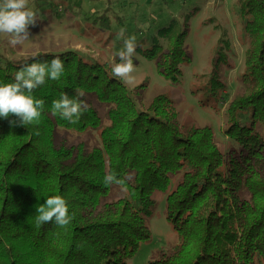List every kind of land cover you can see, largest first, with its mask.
<instances>
[{
    "label": "trees",
    "instance_id": "1",
    "mask_svg": "<svg viewBox=\"0 0 264 264\" xmlns=\"http://www.w3.org/2000/svg\"><path fill=\"white\" fill-rule=\"evenodd\" d=\"M237 2L246 48L243 90L225 103L224 135L236 144L228 152L210 126L186 128L166 94L139 108L109 60L76 50L39 51L17 60L0 56V83L13 82L33 57L50 62L58 56L65 67L59 80L49 79L33 92L45 101L38 125L10 127L0 118V264H126L151 237L147 219L155 193H166L165 218L178 241L148 264H264V0ZM170 29L159 33L167 36L165 47L155 44L141 53L176 82L190 58L183 49L186 28L168 34ZM229 51V41L220 39L199 87L206 96L202 104L222 99L221 70L234 67ZM77 89L84 90L90 108L71 124L53 115L51 105ZM87 95L107 108L100 145L57 144V127L84 132L102 125ZM109 169L130 180L122 196L102 202L111 187L103 183ZM53 195L66 199L74 219L66 229H38L36 207Z\"/></svg>",
    "mask_w": 264,
    "mask_h": 264
},
{
    "label": "rangeland",
    "instance_id": "2",
    "mask_svg": "<svg viewBox=\"0 0 264 264\" xmlns=\"http://www.w3.org/2000/svg\"><path fill=\"white\" fill-rule=\"evenodd\" d=\"M238 0H29V6L38 14L35 26L29 27V39L17 46L8 43V37L0 34V56L17 60L39 51L60 53L76 50L88 57L109 60L113 66L115 53L123 49L118 36L125 29V36H135L138 47L133 58L135 72L132 84L137 106L147 107L157 94H166L177 105L180 121L186 128L208 125L212 128L215 142L225 152L236 144L224 135L226 128L225 103L243 90L239 82L243 70L245 44L242 23L238 15ZM106 12L105 19L99 18ZM171 27L167 33L186 28L183 49L190 58L181 67V77L176 82L159 74L154 60L141 53L155 44L165 47L167 36L160 31ZM220 39L231 45L229 56L232 69L222 68L226 83L222 99L212 98L207 104L203 90H199L210 70V59ZM118 63V58H115ZM203 74V78L196 77ZM195 91V92H193ZM92 104L102 119V125L94 130L74 132L57 127L55 141L73 144L83 142L87 147L100 145V129L108 123L107 108L95 100ZM131 175V173H130ZM181 173L171 177L169 191L180 179ZM124 194L119 186L112 185L102 202H111ZM166 193H155V205L147 219L151 237L142 243L126 264H148L159 257L161 251L170 252L178 241L177 234L165 218Z\"/></svg>",
    "mask_w": 264,
    "mask_h": 264
},
{
    "label": "clouds",
    "instance_id": "3",
    "mask_svg": "<svg viewBox=\"0 0 264 264\" xmlns=\"http://www.w3.org/2000/svg\"><path fill=\"white\" fill-rule=\"evenodd\" d=\"M37 12L29 6V0H0V34L8 37L11 46H17L29 39V27L38 21ZM125 29H120L118 36L123 40V49L115 53L119 62H113L112 74L124 84H132L135 72L134 57L138 47L135 36H125ZM25 63L16 72L14 81L0 83V118L6 119L10 127H28L38 125L44 112L45 101L33 96V92L44 85L47 80H59L65 72L64 61L54 57L50 62ZM83 89H77L74 96L66 92L52 102L53 115L71 124H76L87 113L90 105L83 97ZM14 116L16 119H9ZM38 134V132L36 133ZM130 177H119L109 169L103 177L105 186L116 185L127 191ZM35 226L55 224L67 228L74 215L69 212V205L60 195L49 196L43 204L36 207Z\"/></svg>",
    "mask_w": 264,
    "mask_h": 264
}]
</instances>
